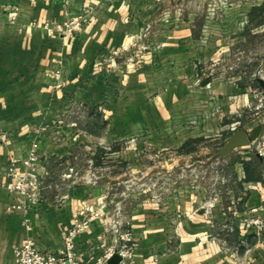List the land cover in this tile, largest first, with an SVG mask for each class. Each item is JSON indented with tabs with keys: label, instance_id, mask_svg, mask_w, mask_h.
I'll return each mask as SVG.
<instances>
[{
	"label": "crops",
	"instance_id": "crops-1",
	"mask_svg": "<svg viewBox=\"0 0 264 264\" xmlns=\"http://www.w3.org/2000/svg\"><path fill=\"white\" fill-rule=\"evenodd\" d=\"M182 2L0 0V264H17L13 250L28 239L45 250L60 248L75 210L88 203L99 215L91 229L76 239L81 264H93L102 255L99 236L114 242V234L105 230L114 211L106 202L112 200L109 193L99 187L64 188L51 170L57 158L88 137L77 128L53 126L69 98L86 105L107 99L110 134H143L146 150L178 152L188 139L199 136L186 121L200 118L202 97H209L206 80L202 88L196 84L194 54L212 53L200 46L211 26L199 29L194 12L186 18L178 16ZM79 14L88 18L81 30H59ZM209 21L207 17L205 22ZM144 39L149 51L142 67L128 70L120 65L129 52L121 56L114 52L124 45L138 51L136 45ZM59 66L68 72L64 89L54 84ZM218 88L222 91L216 92ZM212 91L223 96L219 100L224 105L233 99L238 106L247 105V94L232 84L216 83ZM202 113L210 115L209 110ZM61 131L72 135L59 143L54 136H62ZM34 146L39 148L36 166L46 188L39 207L28 205V225L22 212L11 209L20 197L6 185L12 181L11 167L24 170L19 158ZM242 147L248 153L252 149ZM254 147L255 158L235 160V176L230 177L236 185H228L214 206L204 203L213 193L201 186L177 188L158 201L153 196L127 208L125 225L137 241L134 264H264V227L247 220L264 219V126ZM13 156L19 159L15 166ZM190 162L186 165L195 163Z\"/></svg>",
	"mask_w": 264,
	"mask_h": 264
},
{
	"label": "rangeland",
	"instance_id": "rangeland-1",
	"mask_svg": "<svg viewBox=\"0 0 264 264\" xmlns=\"http://www.w3.org/2000/svg\"><path fill=\"white\" fill-rule=\"evenodd\" d=\"M181 4L183 6L177 10L178 16L186 18L189 13L194 12L198 16L199 29L205 24L211 26L210 31H206V35L203 34L200 38V46L202 49H212V53L194 54L198 58L195 61L198 70L196 84L202 88L203 81H208L206 85L209 87V97H202L204 100L199 105L200 118L184 119L189 126L194 127L199 136L188 139L183 150L178 152L146 150L142 144L147 136L143 134H110L111 120L106 117L107 99L86 105L75 97L71 100L69 98L64 111L57 112L58 118L53 124L59 129L64 126L77 128L88 136L53 162L51 170L55 179L64 188L85 186L93 190L99 187L109 193L112 200L108 199L106 202L114 210L112 216H108L109 224L121 223L126 231L133 232L125 225L127 208L153 196L158 201L161 195L177 188L195 190L203 186L202 190L208 189L213 193L204 203L214 206L219 197L226 193L228 185H236L231 182L233 179L230 177L235 176V160H240L242 156L256 157L254 143L257 140L250 144L252 149L249 153L246 152L248 149L239 147L229 158L219 157L221 148L237 130L251 131L260 123L264 126V87L259 82V78L264 79V0H183ZM16 10L15 8L13 11ZM170 12L172 10L167 13ZM86 15L73 16L59 30H81L88 22ZM206 16L212 22L207 24ZM71 22L78 27H68ZM144 41L145 39L137 43L138 51L134 52L130 45L128 50H124V45L117 53L115 51L114 54L118 56L129 52L120 65L128 70L142 67L145 53L149 51V44H144ZM67 74L62 66L56 68V88H65ZM219 82L241 89L243 94H247V105L238 106L234 99L229 106L224 105L221 100L223 96L212 91ZM220 91L222 88H218L216 92ZM207 110L210 112L208 118L202 113ZM62 133L59 136L61 139L54 136L59 143L72 135L69 134L71 132ZM183 158L184 165L181 164ZM191 160L195 163L186 165ZM88 205L93 208L90 203ZM247 220L254 226L259 224L253 220H260L264 224V219L259 216H250Z\"/></svg>",
	"mask_w": 264,
	"mask_h": 264
},
{
	"label": "built area",
	"instance_id": "built-area-1",
	"mask_svg": "<svg viewBox=\"0 0 264 264\" xmlns=\"http://www.w3.org/2000/svg\"><path fill=\"white\" fill-rule=\"evenodd\" d=\"M87 18V16H85ZM68 27L77 28L78 25ZM129 45H125L124 50H128ZM117 53V51H116ZM39 157V148L34 146L28 151L26 156L19 158L25 169L16 171L11 167L12 181L6 188L20 197V200L11 205L14 211L22 212L25 224H30L28 217V205L40 206L45 201V188L43 177L36 166ZM14 156L11 157L13 166L19 161ZM74 223L65 235L63 244L57 250H45L36 240L28 239L22 245L13 250L14 261L17 264H81L80 254L77 250V237L87 232L92 227V221L99 215V212L90 205H85L82 209L75 210ZM259 224L257 227H264L260 220H253ZM261 224V226H260ZM109 226V227H108ZM105 221V230L114 234V242L111 243L105 236H99L98 246L104 251L93 264H107L108 260L118 254L121 260L118 264H134L135 247L137 241L133 232L122 228L121 223Z\"/></svg>",
	"mask_w": 264,
	"mask_h": 264
},
{
	"label": "water",
	"instance_id": "water-1",
	"mask_svg": "<svg viewBox=\"0 0 264 264\" xmlns=\"http://www.w3.org/2000/svg\"><path fill=\"white\" fill-rule=\"evenodd\" d=\"M208 81H205V84ZM259 82L264 87V79L259 78ZM263 131V124H257L251 131L248 130H237L232 133L224 147L220 150V158L230 157L231 153L241 146H248L252 142L258 140ZM121 260V257L118 254L112 256L107 264H118Z\"/></svg>",
	"mask_w": 264,
	"mask_h": 264
}]
</instances>
